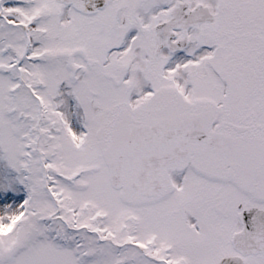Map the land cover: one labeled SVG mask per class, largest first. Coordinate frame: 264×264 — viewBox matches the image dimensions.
I'll return each mask as SVG.
<instances>
[{"label":"snow or ice","instance_id":"6c2138e0","mask_svg":"<svg viewBox=\"0 0 264 264\" xmlns=\"http://www.w3.org/2000/svg\"><path fill=\"white\" fill-rule=\"evenodd\" d=\"M0 264H264V0H0Z\"/></svg>","mask_w":264,"mask_h":264}]
</instances>
